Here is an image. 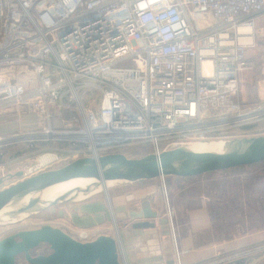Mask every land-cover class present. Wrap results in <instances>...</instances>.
<instances>
[{
	"label": "built area",
	"instance_id": "obj_1",
	"mask_svg": "<svg viewBox=\"0 0 264 264\" xmlns=\"http://www.w3.org/2000/svg\"><path fill=\"white\" fill-rule=\"evenodd\" d=\"M243 36L251 41L242 43ZM260 40L264 0H0V112L20 122L31 111L41 141L65 143L45 149L24 176L63 157L98 158L130 148L159 155L262 120L264 100L247 106L240 96L242 74L256 68L247 49ZM0 172L4 181L13 175L4 167ZM51 226L83 243L106 235ZM114 237L129 264L123 240ZM261 252L264 246L218 255L215 264Z\"/></svg>",
	"mask_w": 264,
	"mask_h": 264
},
{
	"label": "rangeland",
	"instance_id": "obj_2",
	"mask_svg": "<svg viewBox=\"0 0 264 264\" xmlns=\"http://www.w3.org/2000/svg\"><path fill=\"white\" fill-rule=\"evenodd\" d=\"M246 54L247 57L256 62V68L253 71H246L242 74L240 96L244 102L257 105L260 101L264 100V40L256 41L253 47L247 49ZM247 125V129H244V131L242 128L237 127H232L227 130H217V132L212 133L213 135L208 136L211 140L209 142L215 143L218 142L216 140H222L232 136H237V139H241L244 138L243 136L245 134L252 137L264 135V118L254 124ZM37 132L33 133L34 136L38 137L37 142L34 141V143L22 134H17L15 138L8 137L7 139L0 136L2 138V142H0V169L4 167L11 174L20 170L28 171L30 167L36 165L39 157L45 153V149H51V147L53 149H59V145H65V143L58 142L56 144L52 143L53 145L42 142L41 139L43 138ZM145 151H147L145 148H130L124 154L130 158H141L144 156ZM30 154L32 155L28 156ZM73 160L75 159L69 160L63 157L60 162H57L50 168L60 167ZM1 176L0 172V178ZM18 181L19 179L17 177L7 176V179L4 181V186H11ZM159 181L162 189L164 185L163 180ZM172 183H174L172 179L168 178L165 180L173 215L175 238L178 250L181 252V264H184L183 251L181 250V236L184 234L188 237L187 234H190L191 229V222L186 212L195 211L198 202L205 205L209 218L212 216L211 231L213 232L214 246L218 247L216 251L220 250L224 246L225 241L227 242L228 240L230 243L235 241V245H231L230 247H240V250L243 252L251 251L257 246H264V164L251 166L239 171H227L200 178H192L184 184L173 185ZM125 186L127 187L128 185H118L115 188H111L107 194L102 192L80 201L101 199L108 207L111 200V190ZM74 203L77 202L75 201ZM69 204L63 203L55 207H49L15 224L0 225V240L20 231L54 225L55 222L59 224L63 223L71 229H78L71 226L69 222L57 217L56 211L65 208ZM53 209L55 213L52 212ZM161 219H163L162 225L165 228L167 226L172 251V262L173 264H179L174 246L173 233L168 222L165 207ZM164 219L167 221V224ZM114 222L109 220L108 224L92 229L105 230L103 232L106 235L116 236V227L120 230L121 235L123 230L122 226ZM196 237L200 244H204L207 232L198 231ZM49 253L48 246H41L33 252V255H47ZM225 253L222 251L219 255L224 256L223 254ZM17 264L28 263L24 257H19Z\"/></svg>",
	"mask_w": 264,
	"mask_h": 264
},
{
	"label": "water",
	"instance_id": "obj_3",
	"mask_svg": "<svg viewBox=\"0 0 264 264\" xmlns=\"http://www.w3.org/2000/svg\"><path fill=\"white\" fill-rule=\"evenodd\" d=\"M219 141L224 145L210 154L195 153L181 147L141 158L108 153L98 158H78L31 177H25L23 171H19L10 176L19 179L11 186L5 187L4 179L0 178V212L49 188L74 180L126 179L128 184L121 185H135L168 178H199L264 163V135ZM63 203L66 202H55L50 207ZM128 217L132 221L138 220L132 225L136 243L144 242L145 231L155 228L151 220L158 219L162 224L161 213L154 211L149 204H143ZM41 246H48L50 253L33 255ZM19 257H24L28 264H123L116 237L101 235L83 243L51 225L20 231L0 240V264H17Z\"/></svg>",
	"mask_w": 264,
	"mask_h": 264
},
{
	"label": "crops",
	"instance_id": "obj_4",
	"mask_svg": "<svg viewBox=\"0 0 264 264\" xmlns=\"http://www.w3.org/2000/svg\"><path fill=\"white\" fill-rule=\"evenodd\" d=\"M242 102L247 106L254 105L243 100ZM40 130L39 118L31 111H27L20 122L16 120L14 113L0 112V136L5 139L8 137L15 138L17 134H22L30 139L29 136L32 133ZM169 179H172L173 185L184 184L189 180L181 178ZM110 194L111 200L108 207L101 199H91L77 203L71 201L68 202L70 204L65 208L56 211L57 217L69 222L71 226L78 229H92L108 224L109 220L115 221L123 229L121 238L125 245L129 264H173L167 226L165 228V226L159 224L158 219L151 220L155 223V228L145 231L144 242L136 243L135 236L132 234L134 233L132 225L138 220L132 221L128 217L133 211L142 207L143 204H149L154 211L160 212L161 217L163 216L165 205L160 181L155 180L151 183H140L112 189ZM197 204L195 211L186 212L191 222V229L190 234H187L188 237L184 234L181 236L184 264H215L216 257L222 251L226 252L223 254L224 256H233L241 252L240 247H230L235 245V241L230 243L229 240L225 241L224 246L222 245L223 247L216 251L218 247L214 246V237L211 231L212 216L209 218L203 203L198 202ZM52 212L55 213L54 210ZM160 220L163 219L160 218ZM198 231L207 232L204 244H200L197 241L196 235ZM237 243L239 242L237 241ZM223 264H264V252L250 256L247 260L242 259L241 261Z\"/></svg>",
	"mask_w": 264,
	"mask_h": 264
},
{
	"label": "bare ground",
	"instance_id": "obj_5",
	"mask_svg": "<svg viewBox=\"0 0 264 264\" xmlns=\"http://www.w3.org/2000/svg\"><path fill=\"white\" fill-rule=\"evenodd\" d=\"M242 32L247 33L250 31L249 28L243 27ZM242 43H248L251 41L249 37H241ZM208 65V64H207ZM206 69L208 71V66ZM211 141V140H210ZM224 144L222 141L209 142V141H192L189 143L181 144L178 147L186 148V150L201 153L210 154L216 151L219 147ZM177 148V147H176ZM128 180H108L103 181L102 179H81L74 180L62 185H58L47 189L45 192L38 194L26 201L18 203L13 206H9L0 212V225L15 224L29 216L40 213L48 209L55 202H71L84 200L90 196L97 195L99 193L107 194L111 188H114L121 184H128ZM124 186V185H123ZM9 227V226H8ZM116 235H120V231L116 228Z\"/></svg>",
	"mask_w": 264,
	"mask_h": 264
},
{
	"label": "trees",
	"instance_id": "obj_6",
	"mask_svg": "<svg viewBox=\"0 0 264 264\" xmlns=\"http://www.w3.org/2000/svg\"><path fill=\"white\" fill-rule=\"evenodd\" d=\"M242 129H243V130H244V129H247V127H242ZM148 154H150V151H149V150L145 151L144 156H146V155H148ZM260 164H264V163H260ZM257 165H259V164H257ZM252 166H255V165H252ZM248 167H251V166L240 167V168L233 169V170H231V171H239V170H242V169H246V168H248ZM226 172H227V171H226ZM152 181H155V180H152ZM152 181H148V182H145V183H151Z\"/></svg>",
	"mask_w": 264,
	"mask_h": 264
}]
</instances>
